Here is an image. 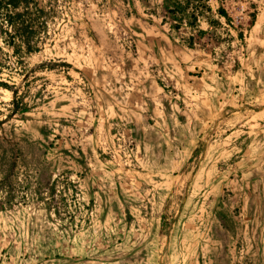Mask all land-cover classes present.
I'll return each mask as SVG.
<instances>
[{
  "label": "rangeland",
  "instance_id": "1",
  "mask_svg": "<svg viewBox=\"0 0 264 264\" xmlns=\"http://www.w3.org/2000/svg\"><path fill=\"white\" fill-rule=\"evenodd\" d=\"M34 1L38 52L0 29V264H264V0L203 34Z\"/></svg>",
  "mask_w": 264,
  "mask_h": 264
},
{
  "label": "trees",
  "instance_id": "2",
  "mask_svg": "<svg viewBox=\"0 0 264 264\" xmlns=\"http://www.w3.org/2000/svg\"><path fill=\"white\" fill-rule=\"evenodd\" d=\"M161 1L163 22L168 23L169 28L175 32L185 28L193 33L203 34L197 31L201 20H205L209 27L220 26L219 19H223L227 24L230 22L226 10L222 7L212 11L211 0ZM46 28L45 13L34 0H0V29L5 45L15 52H18L19 45L28 55L38 52L45 39ZM193 45L192 35L187 47L191 48ZM13 95L16 98V93ZM17 110L20 113L26 112L25 108Z\"/></svg>",
  "mask_w": 264,
  "mask_h": 264
}]
</instances>
